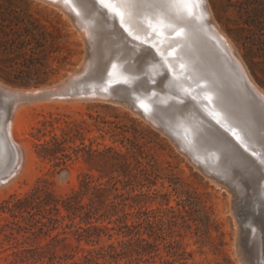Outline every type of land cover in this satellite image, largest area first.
Listing matches in <instances>:
<instances>
[{
	"label": "rangeland",
	"instance_id": "1",
	"mask_svg": "<svg viewBox=\"0 0 264 264\" xmlns=\"http://www.w3.org/2000/svg\"><path fill=\"white\" fill-rule=\"evenodd\" d=\"M207 3L217 26L234 43L251 76L264 89V0H207ZM90 55L91 47L76 22L58 7L44 0H0V81L9 87L68 85L67 89H73L89 84L88 78L98 84L107 71L99 62L90 63L83 71ZM74 73L79 75L71 80ZM116 92L123 94L120 90ZM143 97L153 99L149 94ZM126 98L123 96L125 100L118 102L99 96H77L67 100H28L22 104L12 134L22 146L25 160L14 180L0 187V263H15L13 251L17 250V243L20 242V248L30 245L23 242L25 235L30 234L24 230L15 229L16 238L5 239L1 228L7 219L26 224L20 215L13 216L8 206L26 200L37 188L41 195L51 192L64 199L79 190L88 177L93 184L118 179L119 192L124 193L118 201L125 199L126 209L133 212L128 222L139 219L136 213L142 207L151 213L154 223L146 227L144 221L137 235L110 230L112 235L103 232L99 239L89 242L79 241L72 232L74 227L64 229L65 223L70 222L67 218L50 231L51 235L61 233L68 237L53 246L58 254L72 253L74 259L83 261L92 251L94 261L84 264H243L242 246L245 252L250 251L254 264H260L264 245L257 244L259 237L250 221L262 219L264 225V197L256 193L258 182L254 187L246 185L257 176L260 182V174L255 176L253 168L249 170L253 173L248 174L241 169L246 164L242 165L240 157L226 153L223 155L230 163L236 161L233 164L241 165L240 169L235 165L234 179L204 168L198 162L200 153L195 151L192 156L180 145V140L192 145L188 139L193 140L194 136H186L178 129L174 130L176 133L164 130L162 124L149 119ZM4 100L0 97V102ZM214 135L211 131L203 139L218 144L222 138ZM54 137L62 141L66 138L61 145L64 150L57 152L58 157L71 154L65 162L42 152L41 145ZM27 149L32 152L34 162L30 177L22 179ZM205 151L207 157L213 153L208 148ZM88 199L89 196L84 197V201ZM102 199L95 197L96 203ZM79 221L76 218L75 222ZM96 224L114 225L108 219ZM138 236L151 243L145 251L133 243L125 247L126 254H109L114 252L110 251L111 244L121 251L119 241L130 237L135 241ZM50 238L41 234L30 243L44 245ZM15 264L49 263L46 258L44 261L31 258L19 259Z\"/></svg>",
	"mask_w": 264,
	"mask_h": 264
},
{
	"label": "bare ground",
	"instance_id": "2",
	"mask_svg": "<svg viewBox=\"0 0 264 264\" xmlns=\"http://www.w3.org/2000/svg\"><path fill=\"white\" fill-rule=\"evenodd\" d=\"M44 1L69 14L74 23L76 22L84 41L90 45L89 63L84 64L83 71L89 68L90 63L98 64L99 62L104 65V71L113 73L112 78L121 81L118 88L123 93L122 96L127 97L126 102L132 100L129 89L138 96L144 94L153 96L151 101H157L158 103L153 105L150 102L144 105L147 110L143 107L144 114L149 119L154 122L160 121L164 130L171 129L176 120H181L185 127L187 126L190 129L194 137L193 140L188 139V141H192V145L187 146L181 140L180 145L188 150L192 156H195V151L200 153L199 164L202 163L204 168L229 178V180L234 179V174H237L235 165L239 167V164H233L236 161L230 163L224 155L226 153L240 157L242 165L246 164L244 167L240 165L242 170L252 174L253 172L249 170L253 168L255 176L260 174L261 177L260 182L257 176L250 182H246V185L254 187V183L258 182L256 193L264 197V164L261 165L259 162L260 159L264 160V135L261 133L264 128L259 123L262 117L261 111H264L262 106V103H264V89L251 76L234 43L217 26L207 0H203L205 4L201 6L203 21L189 18L179 6L155 5L142 9L143 16L150 17L153 22L163 15L165 20L172 25L171 28L164 29L163 38L168 45L164 44L159 34L149 29L142 19H137L132 24L134 34L139 35L141 40L133 39L119 26L118 20L107 14L105 9H100L96 5L95 8L99 10L95 11L93 8L83 6L90 0H73V3L81 12L79 17L60 0H57V2H53V0ZM180 29H183V35H176V31ZM207 33L211 38L207 37ZM169 48H172V60L176 61L179 65L178 68L181 64H184V69H177L175 72V65L167 57ZM155 51L160 53L162 57L157 58ZM114 64L116 65L115 70L112 67ZM167 64L169 69H167ZM232 64L237 66L241 77L245 80L244 82L239 74L232 73ZM188 74L193 76V80L188 79ZM78 75V73H75L70 79L73 80ZM124 80L127 83H123ZM87 81L93 94H97L94 92L95 81L91 78H88ZM127 85L130 86L129 89ZM188 90L191 94H188ZM0 91L5 98L4 103L0 102V187H2L10 180H14L13 178L21 172L24 165L23 148L12 134L16 115L23 108L22 104L25 101L36 99L67 100L76 98L78 95H70L65 85L23 89L11 88L1 81ZM201 91L207 93L211 100L202 99L199 93ZM109 94L102 93L98 96L107 99ZM256 96L260 98L261 103H257L254 99ZM204 102L205 108H202ZM212 111L223 114L225 127L215 123L213 117L209 114ZM250 119L255 120L254 130L258 135L251 142L243 141L242 144L235 140L229 131H226V128L232 126L229 120L238 122L243 131H249L248 121ZM211 131L222 138L218 144H209L203 139ZM206 148L213 152L208 157L203 154V152H206ZM250 150L255 152L257 159L248 154ZM219 175H216V177ZM211 178L213 179V177ZM223 186L226 187L227 185ZM259 202L261 203V201ZM260 220L262 221V219ZM260 220L252 219L250 225L257 231L259 237L257 244L263 246L264 225ZM241 248L242 257H240L244 260L243 264H254L250 251L245 252ZM245 250L247 249L245 248ZM262 252L263 255H260L262 256V258L260 257L262 262L260 264H264L263 249Z\"/></svg>",
	"mask_w": 264,
	"mask_h": 264
},
{
	"label": "trees",
	"instance_id": "3",
	"mask_svg": "<svg viewBox=\"0 0 264 264\" xmlns=\"http://www.w3.org/2000/svg\"><path fill=\"white\" fill-rule=\"evenodd\" d=\"M25 110L26 109H23L22 111ZM18 135L19 131L16 128L15 136L17 137ZM65 140L66 138L64 141ZM64 141L59 140L58 137H54L51 142L42 144L41 149L44 156H52L53 158L65 162V158L71 157L70 153H63L62 157H58L57 155L59 150H64L63 146H61ZM33 162L34 156L30 149H27V162L21 176L22 179H28L30 177ZM117 182L118 179L93 184L92 179H88L87 177L82 182L79 190L68 195L64 199L56 198L51 192L41 195L38 193L37 188L26 198V200H20L14 207L8 206L7 209L12 213V215H20L26 224H21L20 220L7 219V222L4 223L1 228L5 239L16 238L15 229L18 231L24 230L25 232L30 233L25 235V239L23 241L24 243L26 242L30 245L24 244L22 245V248H20V242L16 244L17 250L13 251L15 263L19 259L27 260L31 258L43 261L44 258H46L49 264H64L65 262H67V264H84V262H93L94 256L92 251L84 256L85 260L79 261L74 259V254L72 253L58 254L53 249L55 243L66 241L68 237L61 236V233L51 235L50 231L57 228L60 223L65 222L67 218L70 222L65 223L64 229L74 227L72 232L76 235V238L79 241L85 239L89 242L99 239L103 232L112 235L113 233H111L110 230H115L118 233L123 232L127 236H132L133 233H136L137 235L140 233V227L144 225V221H147L145 225L146 227L149 225L152 226L154 221H151L150 219L151 213L149 211L142 210V207H140L136 213L139 219L132 221L131 223L128 222V218L131 214H133V212L126 209L127 203L125 202V199L118 201L124 193L119 192ZM111 195H113V198ZM85 196H89L88 201H84ZM96 196L103 197L100 203H96ZM63 209L65 212H63ZM25 212L27 213L25 214ZM78 217L80 218V221L75 222ZM101 219H108V221L114 223V225L100 226L96 224V222ZM82 223H84V225ZM41 234H48L51 236L50 240L46 244L36 245L30 243L31 239H36ZM133 239L134 237H130L128 240L119 241L121 251H116L117 246L111 244L110 251L114 252H109V254L112 256H114V254H126L125 247L132 245L133 243H136L138 247H142L145 251L147 245L151 244L145 238H140L139 236L135 241ZM69 259L72 260L69 261ZM147 259L148 258H146V260ZM15 263L13 262L12 264Z\"/></svg>",
	"mask_w": 264,
	"mask_h": 264
},
{
	"label": "snow or ice",
	"instance_id": "4",
	"mask_svg": "<svg viewBox=\"0 0 264 264\" xmlns=\"http://www.w3.org/2000/svg\"><path fill=\"white\" fill-rule=\"evenodd\" d=\"M53 2H57V0H53ZM60 2L69 6L77 17L81 15L80 10L73 3V0H60ZM202 3L203 0H90V2H86L83 6L93 8L95 11L99 10L95 8L96 5H98L100 9H105L107 14H110L113 19L118 20L119 26L122 27L129 36L135 40H141V37L134 34L132 30V24L136 22L137 19H142L149 29L161 36L164 35L165 28L172 27V25L165 20L163 15L159 16L156 21L153 22L150 17L143 16L142 9L155 5H163L165 7L179 6L184 12H186L189 18L203 21ZM176 35H183V29L177 30ZM153 47H155V45H153ZM112 67L113 70H115L116 65L114 64ZM180 67L181 69H184L185 65L181 64ZM112 74L113 73H110L109 75ZM116 83H121V81L117 80ZM123 83H127V81L124 80ZM205 98L209 101L211 100L210 96H206ZM142 106L146 108V106ZM209 114L217 124L221 127H225V123L223 122L225 117L222 113L212 111ZM226 131H229L238 142L243 144L242 137L237 133L235 128L228 127L226 128ZM252 155L255 156V152H253ZM261 163H264V160H261Z\"/></svg>",
	"mask_w": 264,
	"mask_h": 264
},
{
	"label": "water",
	"instance_id": "5",
	"mask_svg": "<svg viewBox=\"0 0 264 264\" xmlns=\"http://www.w3.org/2000/svg\"><path fill=\"white\" fill-rule=\"evenodd\" d=\"M203 4H205V2L203 1V3H202V5ZM164 36V35H163ZM163 36H161V35H159V37L160 38H162L163 39V43L164 44H166V45H168V43L166 42V40H164V38H163ZM207 37L208 38H211L210 37V35L207 33ZM155 56L157 57V58H159V57H162V56H160V53H158V52H156L155 51ZM167 57H168V59L171 61V63L172 64H174L175 66H174V68H175V72H176V70L177 69H181V67L180 68H178L179 67V65L176 63V61H173L172 60V58H173V55H172V48H169V50H168V53H167ZM232 68H233V70H232V73H234V74H239V77H241V73L239 72V70H238V68H237V66L236 65H234V64H232ZM167 69H169V65L167 64ZM185 73V72H184ZM75 74V73H74ZM110 73H108V72H105V74L103 75V79H101V81L98 83V84H96V87H95V93H97V94H93V91L91 90V88H90V86H89V84H85L84 86H80V87H73V89L70 87V88H68V91H69V93H70V95H78V96H83V97H93V96H98V95H102V93H107V94H109V93H111V94H109V97L107 98V99H105V98H102V97H100V98H102V99H105V100H108V101H119V102H121V101H124V99H123V96H122V94H117V90L119 91V88H118V85L120 84V83H116V79H114V78H112V76L111 75H109ZM81 79V78H80ZM80 79H78V81L80 80ZM188 79H190V80H193V76L192 75H190V74H188ZM241 80L244 82L245 80H243V78L241 77ZM67 87H69L68 85L66 86V88ZM127 88L129 89L130 88V86L129 85H127ZM188 92V94H191L190 93V90H188L187 91ZM129 93H131L130 94V97L132 98V101H133V103H134V107H136L137 108V110H139L141 113H143L144 114V108H143V106L142 105H147V104H149L151 101L147 98V97H143V96H138V95H136V94H133L131 91H130V89H129ZM200 93V95L202 96V99H206L205 97L207 96V93H204V92H199ZM47 95H49V93H47ZM0 97L1 98H4L3 97V95H2V92L0 91ZM194 98V97H193ZM254 99L257 101V103H261V101H260V98H258L257 96L256 97H254ZM206 100H208V99H206ZM209 101V100H208ZM259 101V102H258ZM153 103V102H152ZM155 104H157V103H153V105H155ZM262 106L264 107V103H262ZM202 108H205V102H204V105L202 106ZM262 113V117H261V119H260V122L259 123H261V126L264 128V111H261ZM144 115H146V114H144ZM215 121V120H214ZM230 122H231V127L232 128H235L236 129V131H237V133L242 137V140L244 141V142H247L248 143V141L249 142H251L254 138H257L258 137V135H257V133H255V130H254V127H255V120H252V119H250V121H248V127L250 128V130L249 131H243V129L241 128V126H240V124L238 123V122H236V121H232V120H229ZM158 123L159 124H161V122L160 121H158ZM215 123H216V121H215ZM183 125L184 126V123L181 121V120H176L175 122H174V124H173V127L171 128L173 131L174 130H177L178 129V131H180V132H184V134L186 135V136H192V134H191V132H190V129L186 126V128L184 129V128H182V127H180V125ZM163 125V124H162ZM175 132V131H174ZM176 133V132H175ZM263 135H264V130H262V132H261ZM184 135V136H185ZM232 136V135H231ZM234 138V137H233ZM235 139V138H234ZM236 140V139H235ZM261 140V139H260ZM262 141V140H261ZM263 142H264V140H263ZM260 151L261 152H263V150L262 149H260ZM252 153H253V151L252 150H250L249 152H248V154H250L251 156H253L252 155ZM263 154V153H262ZM256 159H257V156L255 155L254 156ZM259 162L261 163V159L259 160ZM264 163H261V165H263Z\"/></svg>",
	"mask_w": 264,
	"mask_h": 264
}]
</instances>
